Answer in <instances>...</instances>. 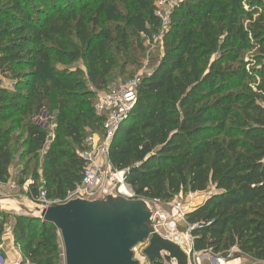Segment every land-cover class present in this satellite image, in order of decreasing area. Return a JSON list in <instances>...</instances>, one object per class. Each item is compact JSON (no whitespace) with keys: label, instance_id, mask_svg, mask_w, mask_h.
<instances>
[{"label":"trees","instance_id":"16d2710c","mask_svg":"<svg viewBox=\"0 0 264 264\" xmlns=\"http://www.w3.org/2000/svg\"><path fill=\"white\" fill-rule=\"evenodd\" d=\"M160 26L152 0H0V62L21 71L13 89L0 85V184L19 137L23 156L40 157L49 133L30 118L54 98L56 138L28 196L45 190L64 203L82 179L87 127L105 120L96 91L109 87L118 56L144 50L142 35ZM164 48L141 78L110 162L137 199L213 190L186 214L201 224L194 249L264 261V0H185ZM80 60L86 72L69 68ZM53 62L66 67L44 76ZM12 231L28 264H57L54 224L18 217Z\"/></svg>","mask_w":264,"mask_h":264},{"label":"water","instance_id":"95a60500","mask_svg":"<svg viewBox=\"0 0 264 264\" xmlns=\"http://www.w3.org/2000/svg\"><path fill=\"white\" fill-rule=\"evenodd\" d=\"M0 212L54 224L63 240L66 264H139L133 249L147 240L144 254L152 264H189L178 244L156 232L159 221L153 220L144 199L108 194L46 206L0 189Z\"/></svg>","mask_w":264,"mask_h":264},{"label":"rangeland","instance_id":"374dc122","mask_svg":"<svg viewBox=\"0 0 264 264\" xmlns=\"http://www.w3.org/2000/svg\"><path fill=\"white\" fill-rule=\"evenodd\" d=\"M180 4V2H178ZM173 9H170L166 11L167 18L169 20L171 19ZM168 21V19L166 20ZM168 29V24L165 23L164 25L161 24V26L153 31L154 39L148 40L146 35H142V44L144 46V50H141L137 45L135 47L134 51L129 53L128 55L120 54L118 56L119 64L115 71L113 72L111 78H110V84L109 87L106 90H97V99H98V91L100 94L107 92L108 90H118L122 86L126 85L129 81L136 78L137 76H144L147 74H150L159 64V61L161 60L163 54H164V36L166 34V31ZM43 67V75L49 76L52 68L56 67L58 69H63L66 66L64 64H61L59 62H53L51 64V67L42 66ZM70 67H79L84 72H86L87 68L84 65V62L82 60L74 63L73 65H70ZM26 71V70H25ZM19 72L20 70H16L12 65L8 63H2L0 62V85L2 87H6L8 89H13L15 83L19 79ZM97 103V100H96ZM57 104L54 100V98H49L44 103L41 110L36 113L34 116L30 118L32 123L39 125L44 130H47L49 133V139L46 144L45 149L41 152L39 158H29L23 156L24 148L22 147V141L23 138L19 137L20 142L15 146L14 148V160L12 162V165L10 167L11 170V177L9 178V181L7 184H0V189L4 191V193L9 195H27L29 191V185L33 182V176L34 172L41 175L42 170V163H43V156L45 155L48 148L52 145L56 138V113L55 108ZM96 107V104H95ZM96 109V108H95ZM96 113L100 116H103L104 118H107L108 114L106 112H98L96 110ZM105 122V120H104ZM103 122V123H104ZM20 131L16 132V135L19 134ZM22 134V133H21ZM105 128L104 124L101 127L94 125L93 123L89 124L87 127V139L85 141L86 148L79 150L78 153L84 152L86 150H91L94 147L93 143H100L101 141L105 140ZM94 138L93 141L89 140V138ZM120 184V183H119ZM123 189V188H122ZM213 190H208L207 192L197 193L193 197H190V192H182L174 197L173 200L169 202H163L158 200H145L149 206V209L153 212H159V213H165L167 211H170L174 205L177 202H182L186 205H189L190 208H195L198 205H201L205 199L211 194ZM131 189L126 184V190L123 191V194H117L116 190L115 192H111V194H116L118 196H122L127 199H137L134 198L133 193L131 194ZM100 195V189H96L93 191L92 195L85 196V199L89 200H95L99 198ZM15 216L12 215H6L5 213L0 212V239L2 240L3 237L6 236L7 230L9 228L13 229V225L15 222ZM13 232V231H12ZM157 233H159L164 238L170 239L171 241H176L175 238L178 240L175 242L178 244L189 256V264H195L194 257L191 252L194 247L193 243V235H191L188 232V229L184 223L180 224V226L174 230L171 227L165 226V225H158L157 227ZM60 239L62 241H59V247L58 251L56 253V263L57 264H64L65 262V249L62 237L60 235ZM173 241V242H174ZM149 244V240H147L144 243H140L137 245V252H142L144 248H146ZM8 246V256L11 260V264H16V262L19 258L21 259L20 264H28L30 261L27 258V256L20 252L17 248L13 246V244L7 245ZM63 248V252H62ZM190 252V253H189ZM236 251H233L231 254H235ZM200 255H198L199 257ZM61 262V263H59ZM142 264H148L147 261H145ZM197 264V263H196Z\"/></svg>","mask_w":264,"mask_h":264},{"label":"built area","instance_id":"2783aa9c","mask_svg":"<svg viewBox=\"0 0 264 264\" xmlns=\"http://www.w3.org/2000/svg\"><path fill=\"white\" fill-rule=\"evenodd\" d=\"M156 6V14L161 19V24H168L169 31L171 19L167 18L166 11L170 9H175L185 0H152ZM180 2V4L178 3ZM168 19V21H166ZM166 31V33H167ZM147 36V35H146ZM148 40L154 39V36H147ZM142 76H137L136 78L129 81L126 85L122 86L118 90H108L105 93L100 94L98 91V99L96 103V110L98 112H106L108 114L105 118L104 128H105V140L100 143H93L94 147L91 150H86L84 152L78 153L79 156L85 161V166L82 170V179L75 191L71 192L67 198V201L74 198H85V196L92 195L93 191L100 189V195H108L111 192L117 194H123V187H126L125 181V171L114 170L109 154H110V145L112 140L119 129L120 124L123 120L129 115L137 101V87L141 82ZM94 138H89L93 141ZM120 183V184H119ZM132 192V191H131ZM133 193V192H132ZM131 193V194H132ZM197 193L190 192V197H193ZM99 196V197H101ZM134 196L131 195V197ZM33 201L43 204L46 206L61 204L60 200H49L47 199V194L45 190H41L39 195L33 199ZM194 208V207H193ZM193 208H190L189 205H186L182 202H177L174 207L165 213L154 212L153 220L158 219V223L155 224V230L157 231L158 225H165L176 230L180 224L184 223L188 229V232L193 235V231L201 227V224H189L186 220V214ZM208 224H211L209 222ZM10 231V230H9ZM193 243H194V236ZM177 241L178 239L175 238ZM174 241V240H173ZM174 241V242H176ZM16 248L21 252L20 248L16 245ZM136 246L133 249L134 258L139 261V264L144 263L145 261L148 264H152L149 259L144 254V249L141 252H137ZM8 248L6 244L5 237L0 239V264H9L10 258L8 256ZM195 264H200V254L199 251H196L193 247L191 250ZM190 253V252H189ZM21 259L19 258L16 264H20ZM66 264V261L64 262Z\"/></svg>","mask_w":264,"mask_h":264},{"label":"crops","instance_id":"0c3cea01","mask_svg":"<svg viewBox=\"0 0 264 264\" xmlns=\"http://www.w3.org/2000/svg\"><path fill=\"white\" fill-rule=\"evenodd\" d=\"M11 173V170H10ZM1 191H3L1 189ZM4 192V191H3ZM27 196V195H25ZM29 199L30 196H27ZM32 200V199H31ZM199 206V205H198ZM10 230V231H9ZM9 230H7L6 232V244L10 245L13 244L15 245V240H14V236L12 233V229L9 228ZM16 248V246H14ZM8 248V246H7ZM200 252V264H264V261H257V260H253L250 257H239V258H235V259H224L219 255L213 254L210 251H199ZM12 262L9 261V264H11Z\"/></svg>","mask_w":264,"mask_h":264},{"label":"bare ground","instance_id":"6f19581e","mask_svg":"<svg viewBox=\"0 0 264 264\" xmlns=\"http://www.w3.org/2000/svg\"><path fill=\"white\" fill-rule=\"evenodd\" d=\"M123 190H126V187H123Z\"/></svg>","mask_w":264,"mask_h":264}]
</instances>
